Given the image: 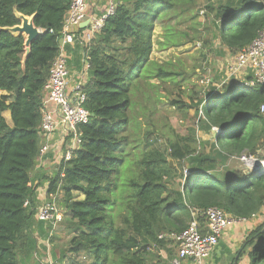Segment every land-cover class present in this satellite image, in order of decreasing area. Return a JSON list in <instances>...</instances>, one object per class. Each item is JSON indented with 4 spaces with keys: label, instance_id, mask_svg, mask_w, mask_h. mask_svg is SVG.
<instances>
[{
    "label": "trees",
    "instance_id": "obj_1",
    "mask_svg": "<svg viewBox=\"0 0 264 264\" xmlns=\"http://www.w3.org/2000/svg\"><path fill=\"white\" fill-rule=\"evenodd\" d=\"M104 1H99V15ZM115 1L114 14L83 48L89 64L84 107L91 116L79 126L80 147L69 161L57 165L47 182V200L55 199L68 233L73 232L64 251L57 256L53 251V264H156L161 249L171 257L175 248L172 240L159 236L186 228L192 211L218 207L234 217L251 219L264 208V172L231 170L216 175L226 153L247 151L253 156L264 144V116L259 109L264 85L242 88L230 82L219 92L211 89L206 96L190 97L188 104L172 101L193 122L186 111L200 112L201 128L222 130L208 152L198 149L191 134L168 140L167 153L150 138V131L135 143L129 133L135 122L134 81L148 83L156 78L174 83L180 75L151 59L158 18L180 2ZM70 2L0 0V90L6 92L0 95V264H20L21 252L28 249L37 263L29 234L33 219L37 220L30 173L41 141L42 87L60 49V30ZM209 11L214 14L212 45L218 53L235 56L264 27V0H219ZM16 12L33 16L41 30L25 59L24 36L3 29L20 24ZM180 36L167 26L165 43L158 41L160 48L182 45L186 41ZM5 111L10 112L11 125ZM219 140L221 148L216 145ZM59 191L63 196L57 202ZM197 220L204 224L203 216ZM47 226L49 234L51 226ZM246 250L250 264H264V218L246 237L242 253Z\"/></svg>",
    "mask_w": 264,
    "mask_h": 264
},
{
    "label": "built area",
    "instance_id": "obj_2",
    "mask_svg": "<svg viewBox=\"0 0 264 264\" xmlns=\"http://www.w3.org/2000/svg\"><path fill=\"white\" fill-rule=\"evenodd\" d=\"M99 1L71 0L64 15L60 30L62 38L60 49L51 62L47 79L42 87L41 123L38 133L45 141L39 148L36 159L38 166L46 161L49 153L54 157L58 156V166L60 163L64 164L80 147L79 126L86 124L91 116L84 107L86 94L83 86L87 79L89 64L83 48L89 46L96 33L102 29L106 18L113 15L116 9V1L108 0L104 11L99 15L95 12V6ZM83 23H85L83 32H79L77 28H82ZM75 40L82 45L83 62L79 72H72L69 69L68 57L63 49L65 44H72ZM230 71L231 74L245 73L250 77L241 82L242 86L239 87L250 88L264 85V27L250 45L233 56ZM259 109L263 114L264 103ZM212 129L217 134H221L220 128L212 127ZM55 138L56 141L53 143ZM243 159L247 160L245 156ZM250 168L249 171L252 170L251 166ZM63 176L61 172V177ZM24 206H29L28 200H25ZM198 215L203 216L202 226L197 220ZM35 216L37 220L50 225V231L54 230L55 224L63 219L62 211L55 200H46L37 206ZM247 220L234 217L221 208L208 207L203 211H192V218L182 231L161 234L159 238H168L175 243L176 253L171 259V264H186L188 261L202 264L215 250L219 238L226 229L235 223ZM50 235H52L51 232L48 236ZM34 256L40 264L44 263V258H41L39 254L35 252Z\"/></svg>",
    "mask_w": 264,
    "mask_h": 264
},
{
    "label": "rangeland",
    "instance_id": "obj_3",
    "mask_svg": "<svg viewBox=\"0 0 264 264\" xmlns=\"http://www.w3.org/2000/svg\"><path fill=\"white\" fill-rule=\"evenodd\" d=\"M218 1L193 0V2H189L188 0H179L180 3L175 8L158 18L154 27V45L151 59L161 65L166 64L167 68L180 75L176 76L174 83L170 81L160 82L153 78L148 83L144 80H137L134 81V85L132 84L131 100L134 103L132 113L135 122L131 123L129 133L136 140L135 143H141L145 134L150 131V138L161 150L167 153L168 140L174 138L175 135L187 136L191 134L196 140L198 149L205 152L211 150L212 139L217 138L216 131L212 128L208 131L201 128L198 119L199 117L203 118V115L200 112L197 113L195 108H189L186 111L195 118L193 122L182 114L185 111H180L176 105L172 106V101L177 100L188 104L192 96L198 98L206 96V92L211 89L216 93L222 89V85L225 83L238 84L247 79L248 75L245 73L231 74L230 64L233 56L230 59L229 55L222 54L223 52L218 53L212 45L215 43L212 38L213 32H215V21L214 14L209 11V6L216 7ZM192 14L196 15L191 17ZM167 26L180 33L179 39L186 42L179 46L161 49L158 41L163 40L165 43L164 33ZM9 123L11 125L10 121ZM219 142L221 140L217 141L216 145L221 148ZM247 154H249L247 151L226 153L225 164L218 168L216 175L221 172L229 173L231 170L248 171L251 169L250 166L252 167L250 160L257 159L259 162L262 161V164L264 160L260 158H264V144L258 148L253 156ZM243 156L247 160L243 159ZM169 162L172 166L173 164L177 165L172 159H169ZM176 181L180 182L179 179ZM74 195L77 198L82 197L78 196L77 193ZM62 196L63 192L59 191L57 202L61 200ZM68 230L67 222L62 219L55 224L54 230L50 231L52 235L46 238V242L51 238L54 239L51 241L52 243L55 242L56 256L58 255L57 246L60 251H64L70 242L73 232L68 233ZM40 253L42 254L41 251Z\"/></svg>",
    "mask_w": 264,
    "mask_h": 264
},
{
    "label": "crops",
    "instance_id": "obj_4",
    "mask_svg": "<svg viewBox=\"0 0 264 264\" xmlns=\"http://www.w3.org/2000/svg\"><path fill=\"white\" fill-rule=\"evenodd\" d=\"M99 4L95 6V12L99 11ZM85 24L82 26V31L84 29ZM65 54L68 57V65L69 69L72 72H79L82 67V45H80L76 40L72 44H65L63 47ZM229 55V54H226ZM232 59V55H229ZM247 75V74H245ZM6 94L5 91L0 90V95ZM8 124L11 122L10 112L5 111L3 113ZM264 116V113L262 114ZM57 137V136H56ZM44 139H41L40 145L44 143ZM56 138L53 143H55ZM36 161V160H35ZM57 162L58 156H53V154L49 153L47 155V159L44 163L38 166L36 162L35 168L31 171V183L32 186L36 190L37 194V206L42 204L47 200L46 187L49 178H51L55 171L57 170ZM264 218V211H261L260 214H257L251 219H248L246 222L235 223L226 229L222 236L219 238L218 245L212 254L206 258L202 264H250V258L248 257V250L242 253V248L245 242L246 237L249 235L250 231L254 229V227L258 224L260 219ZM34 223L31 226V231L29 234L31 236L32 246L35 243V249L40 253L39 256L44 258L43 264H53V251L55 250V242H46V238L48 237L47 230L48 224L40 223L35 218L33 219ZM32 220V221H33ZM28 233V232H27ZM54 240V239H52ZM35 251V252H36ZM60 248L57 246V252L59 253ZM171 257L167 254L165 250H160L157 253L159 260L155 262L156 264H171L172 257L175 256L176 249H172ZM237 257V258H236ZM20 264H40L38 261L35 263L33 260V253L31 254V250L21 252L20 256ZM67 258L64 259V262ZM235 262V263H234ZM186 264H194L192 261L186 262Z\"/></svg>",
    "mask_w": 264,
    "mask_h": 264
},
{
    "label": "water",
    "instance_id": "obj_5",
    "mask_svg": "<svg viewBox=\"0 0 264 264\" xmlns=\"http://www.w3.org/2000/svg\"><path fill=\"white\" fill-rule=\"evenodd\" d=\"M17 18L20 20V24L11 26V27H5L3 28L4 30L17 35V34H22L24 36V59L28 55L30 51V45L31 43L38 37L40 34V29L34 25L33 22V16H27L22 13L16 12ZM85 24V23H83ZM81 24V27L83 26ZM62 38H59V44L61 43ZM237 84V83H236ZM237 86H242V83H238ZM255 165H252V170L251 172L255 173H260L264 172V168L259 166V160H255ZM186 188V186H185ZM184 188V189H185ZM237 258V257H236ZM235 263V262H234Z\"/></svg>",
    "mask_w": 264,
    "mask_h": 264
},
{
    "label": "bare ground",
    "instance_id": "obj_6",
    "mask_svg": "<svg viewBox=\"0 0 264 264\" xmlns=\"http://www.w3.org/2000/svg\"><path fill=\"white\" fill-rule=\"evenodd\" d=\"M252 163H253L252 165H255L256 162L252 160ZM259 166L264 168V162L262 164H261V162H259Z\"/></svg>",
    "mask_w": 264,
    "mask_h": 264
}]
</instances>
